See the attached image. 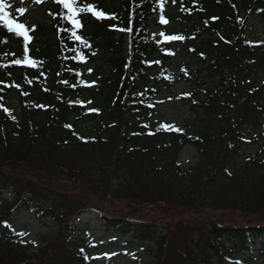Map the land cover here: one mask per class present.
<instances>
[{
	"label": "trees",
	"instance_id": "obj_1",
	"mask_svg": "<svg viewBox=\"0 0 264 264\" xmlns=\"http://www.w3.org/2000/svg\"><path fill=\"white\" fill-rule=\"evenodd\" d=\"M45 1L47 19L26 24L36 29L29 58L42 64L13 63L23 58V37L0 20V40H8L0 43V264L92 262L89 231L67 218L95 206L19 186L8 170L22 164L48 175L67 172L110 204L141 205L120 215L96 212L111 233L107 240L144 250L149 264H264V39L250 34L253 20L264 26V0H180L168 34L185 39L166 43L146 33L165 0H75L74 7L92 5L108 17L81 12L79 29L61 18L68 15L61 4ZM2 2L9 19L24 23L15 2ZM178 54L190 63H175ZM180 83L189 85L179 98L188 111L175 125L182 131H157L152 97ZM188 146L196 161L186 166L179 156ZM157 198L166 211L198 205L224 212L231 202L247 223L178 228L146 219ZM22 217L57 227L42 235L33 257L3 223Z\"/></svg>",
	"mask_w": 264,
	"mask_h": 264
},
{
	"label": "rangeland",
	"instance_id": "obj_2",
	"mask_svg": "<svg viewBox=\"0 0 264 264\" xmlns=\"http://www.w3.org/2000/svg\"><path fill=\"white\" fill-rule=\"evenodd\" d=\"M15 2L14 10L22 16L25 24L28 26L34 23H40L47 19L46 13V1L44 0L41 4H36L34 0H12ZM93 1V0H91ZM168 2L165 6L164 12L156 20L155 24L150 23L147 28V38L158 43H166L168 40L165 39L169 34V29L175 23V14L177 6L180 0H176L175 3L172 0H165ZM25 8L26 12L21 14L18 9ZM174 16L173 18L171 16ZM161 17L168 21L167 24L161 22ZM250 27V34L254 38H259V40L264 39V26L261 25L257 20H253ZM160 32L164 33V36L159 35ZM125 46L127 49L128 39L125 37ZM183 63L184 61L181 54H178V60L174 62ZM187 63V62H186ZM190 63V61H188ZM171 69L176 72V66L172 65ZM188 84L180 83L179 85L170 89V91L161 90L155 93L152 97L156 108V120L158 123L168 124V125H181L183 120L187 117L188 111L187 107L180 102L179 98L181 93L187 90ZM15 106L14 102L12 103ZM196 161L194 149L190 146L186 147L181 155L179 156V163L182 165H192ZM10 179L15 183L20 185H26L29 187L43 188L45 190H52L68 195L70 198L74 199H84L83 201L87 205H93L95 208L90 207L86 213L82 215H74L70 219L71 223L83 224V230H88L89 232L85 236V240L93 247V252L91 255V264H149L151 263V257L144 250L137 249L134 246L119 242H112L107 240L108 236H111L110 232L104 233V227L100 221L99 213L104 215H120V213L127 211L129 208L134 206H141L136 202L133 203H123L110 204L105 200H101L94 192L91 186L88 184L80 182L79 179L73 178V175L67 172L62 174H52L48 175L42 173L32 167L26 165H13L12 170H8ZM154 196H152L153 198ZM227 201L230 200L229 197L225 198ZM151 205H147L146 210L151 211L149 214L146 212V219L157 220L167 225H176L179 227H197L204 226L208 224H217L220 222L224 226L230 223L229 221L235 222L234 225H244L247 222V217L243 216L241 213L235 211L234 203L227 202L226 209L224 212L221 211H210L201 210L202 207L198 208H188V205H183L185 207H175V209L166 211L163 203L157 198L154 201H150ZM191 202V201H190ZM195 204V203H193ZM131 205V206H130ZM159 206V210H156V206ZM163 207V208H161ZM193 207V206H192ZM185 209V210H182ZM149 215V217H148ZM8 230L10 233L14 234L15 237L21 240V244L25 245V249L29 252L28 255L33 257V253H40L41 248H43V242L41 240L42 235L52 236L56 233L57 227L55 224L48 220L44 223L35 222L29 220L26 217L19 218L17 221L9 224ZM17 233H25V235L20 236ZM115 254V255H112ZM134 254V255H133Z\"/></svg>",
	"mask_w": 264,
	"mask_h": 264
},
{
	"label": "snow or ice",
	"instance_id": "obj_3",
	"mask_svg": "<svg viewBox=\"0 0 264 264\" xmlns=\"http://www.w3.org/2000/svg\"><path fill=\"white\" fill-rule=\"evenodd\" d=\"M34 2L36 4H41L44 2V0H34ZM54 2L57 4H61L64 9H67L68 15L67 16L61 15V18L67 20L73 26L74 29H79L82 27L80 20L76 18L81 12H89L90 11L92 13V15L94 17H96V19H98V20L108 18V17H106L105 13L95 11L94 6H92V5H88V6L83 7V8H77V7H74L75 0H54ZM172 2L175 3L176 0H172ZM5 7H6V5L2 2V0H0V20H2L4 22V25L6 26L7 31L9 33H15V35L17 37H23V48H24L23 58L22 59H15L13 63L17 66H20V65L36 66L37 64H42L43 63L42 61H38L37 59H34V58H29V55H28V52H29L28 44L33 39V36L30 35L29 32L30 31L35 32V30H36L35 26H32L31 29H29L25 23H23V22L17 23L14 20L9 19L8 18L9 13L5 11ZM18 11L21 14H23L26 12V9L21 7L18 9ZM48 14L50 16H52L53 19H56V17H57V14H54L52 12H49ZM213 19H217V18H213ZM161 22L164 24L168 23V21L166 19H164L163 17H161ZM205 23H207V21ZM63 31H68V29H63ZM159 35L164 36V33L160 32ZM71 36L74 37L75 40L80 41V43L83 44L86 48H91V44L86 40V38H82V36L77 35L76 31H71ZM165 39L168 41H177V40H184L185 37L182 35H168L165 37ZM0 43H8L7 38L0 40ZM91 54L96 55V53L94 51ZM76 55H77V57H79L80 61H85L86 58L83 55V53H81L80 51L77 50ZM156 63H159V61H157ZM9 66L10 65H5V67H9ZM88 71H89V73H91L92 69H88ZM183 71H186V70H183ZM77 75H80V73H77ZM63 82L67 83V81H63ZM14 86L19 87L18 85H14ZM24 94L27 95V93H24ZM88 103H91V101H88ZM41 107H43V106H41ZM149 107H152V105H149ZM4 111L9 113V115H11L10 111L7 108H5ZM89 111L90 112H98L99 110L98 109H89ZM13 119H14V117H13ZM65 127L71 128V125H65ZM145 127H147V126H145ZM160 130L176 131V132L182 131L181 129L175 127L174 125H168V124H161L157 128V131H160ZM3 223H4L5 227H10V225L8 224L7 221H4ZM17 235L23 236V235H25V233H17ZM112 255H115V254H112Z\"/></svg>",
	"mask_w": 264,
	"mask_h": 264
}]
</instances>
